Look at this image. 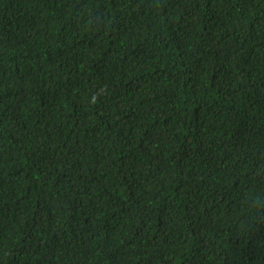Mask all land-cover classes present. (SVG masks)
<instances>
[{
    "label": "trees",
    "instance_id": "trees-1",
    "mask_svg": "<svg viewBox=\"0 0 264 264\" xmlns=\"http://www.w3.org/2000/svg\"><path fill=\"white\" fill-rule=\"evenodd\" d=\"M0 264H264V0H0Z\"/></svg>",
    "mask_w": 264,
    "mask_h": 264
}]
</instances>
